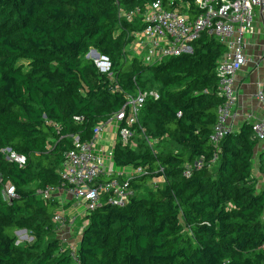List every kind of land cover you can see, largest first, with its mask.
Segmentation results:
<instances>
[{"label": "trees", "instance_id": "1", "mask_svg": "<svg viewBox=\"0 0 264 264\" xmlns=\"http://www.w3.org/2000/svg\"><path fill=\"white\" fill-rule=\"evenodd\" d=\"M152 1L0 0V264H264V182L253 172L257 157L264 181L261 141L247 120L217 145L210 140L225 100L216 66L226 47L204 31L191 53L154 64L129 58L142 26L121 13ZM161 1L200 12L195 0ZM92 48L108 58L112 77L85 57ZM148 89L158 97L143 100L134 145L118 137L112 150L114 166L147 173L132 180L137 193L123 206L86 212L74 259L57 236V199L35 191L62 185L74 136L89 141L127 95ZM196 160L201 166L185 176ZM154 176L164 181L139 193ZM5 184L14 187L9 201ZM20 229L33 240L17 243Z\"/></svg>", "mask_w": 264, "mask_h": 264}, {"label": "built area", "instance_id": "2", "mask_svg": "<svg viewBox=\"0 0 264 264\" xmlns=\"http://www.w3.org/2000/svg\"><path fill=\"white\" fill-rule=\"evenodd\" d=\"M195 6L200 9V12L191 15L187 11V6L167 8L161 0H154L146 4L143 10L136 8L122 12L121 15L129 21L136 20L142 26L140 30L132 33L133 38L127 53L129 58H137L143 64H154L182 53H191L192 42L204 31L215 34L217 39L225 45V51L216 66L219 76L218 90L225 100L217 108V123L210 135L211 142L217 145L228 131L226 120L230 116L234 99L232 84L235 73L246 63L243 36L252 30L254 9L264 7V0H195ZM92 49L85 57L92 60L100 71L107 72L112 77L108 58L100 55L98 51V54L92 52ZM148 95L158 97L154 89L137 90L127 95L126 102L118 111L94 125L89 141L81 142L78 136H74L73 146L65 152L64 161L59 170L62 185L36 189L35 193L46 201L54 199L55 196L60 195V192L63 194V201L67 207L62 205L61 209H57L53 221L58 224V232L62 228V232L67 234L66 238L71 236V232L73 233L78 216L65 214L63 211L65 208L77 204L84 208L81 213L83 217L87 211L93 210L101 202L120 207L137 193L132 187V180L147 173L146 167L128 170L124 167L123 171L116 169L117 173H111L109 170L114 167L112 150L115 140L119 137L123 143L134 145L133 131L130 127L137 121L142 102ZM256 97L262 102L264 108L262 88L257 91ZM123 121L124 126L120 127ZM109 129L114 130L115 136L109 146L101 147L100 136ZM252 131L255 137L264 142V117L252 122ZM148 143L152 141L148 140ZM9 157L19 163L25 160L24 156L14 153H11ZM216 158L215 154L211 162L214 163ZM201 164L200 160H196L192 165L185 164L184 175L189 176L192 168H199ZM160 178L164 180L163 176H154L151 181L155 183ZM2 194L5 200L13 199L14 187L11 184H5ZM59 237L62 243L67 242L61 234ZM76 244L71 242L70 246L65 244L63 247V249L70 248V254L74 259Z\"/></svg>", "mask_w": 264, "mask_h": 264}, {"label": "crops", "instance_id": "3", "mask_svg": "<svg viewBox=\"0 0 264 264\" xmlns=\"http://www.w3.org/2000/svg\"><path fill=\"white\" fill-rule=\"evenodd\" d=\"M243 39L246 63L235 73L233 79L234 99L230 116L226 120L228 130H237L246 120L253 122L264 117L263 104L256 97L257 91L264 83V7L254 9L253 28L244 34ZM114 136L113 129L104 131L100 136L99 145L109 146ZM259 150H264V142H260ZM255 159L257 160V157Z\"/></svg>", "mask_w": 264, "mask_h": 264}, {"label": "rangeland", "instance_id": "4", "mask_svg": "<svg viewBox=\"0 0 264 264\" xmlns=\"http://www.w3.org/2000/svg\"><path fill=\"white\" fill-rule=\"evenodd\" d=\"M132 139L134 140L133 137H132ZM154 145L155 144H153V146ZM119 168L120 169L117 168L119 171H123V169H124V167H122V168L119 167ZM126 169L128 170L129 167H126ZM107 170H109V169H107ZM115 170H116V166L111 167L109 171L111 173L112 172H116L117 173V171H115ZM253 172L258 177L260 184H262V182H264V181H263V178L261 177V175H260V173L258 171V162H257L256 159H254V161H253ZM163 181L164 180H162L161 178L159 179L158 182H155V183H153V181L150 180V181H148L146 183V185L144 187H141L139 189V193H144L147 190H150L151 188H153L155 185H160ZM59 194L60 195H57V196L54 197V199H57L56 201L59 203V207L60 208H58V209H61L62 205H64V207H67V205L64 204V201H63V194L61 192ZM56 211H57V209H56ZM63 211L65 212V214H68V215L75 214V215L78 216V220H77V222L74 225L73 233L71 232V236L66 238L67 234H64V232H62V228H60L59 232H57V236H60V234H61V237L67 239V242H63V244L64 245L65 244L66 245L69 244V246H70L71 242L77 243V240H79V235L81 233L80 231L82 230L83 226L86 224V220H84V218L81 217V213L84 211V208L83 207H79V205H77V204H74V206H72L70 208H65ZM54 214H55V212H54ZM15 235L17 236V243H21V242L22 243H26V242H31L33 240V238L28 234L27 231H25V232H16L15 231Z\"/></svg>", "mask_w": 264, "mask_h": 264}, {"label": "water", "instance_id": "5", "mask_svg": "<svg viewBox=\"0 0 264 264\" xmlns=\"http://www.w3.org/2000/svg\"><path fill=\"white\" fill-rule=\"evenodd\" d=\"M92 52L98 54L97 50L94 48L92 49ZM25 231H26V229H20V230H17L16 232H25Z\"/></svg>", "mask_w": 264, "mask_h": 264}]
</instances>
